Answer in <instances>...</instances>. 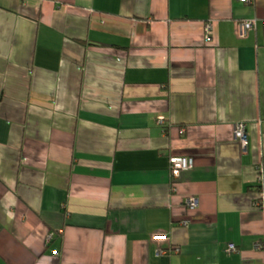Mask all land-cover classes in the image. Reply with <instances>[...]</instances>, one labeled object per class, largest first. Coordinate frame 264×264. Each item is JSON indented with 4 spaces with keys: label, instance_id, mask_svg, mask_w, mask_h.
Returning a JSON list of instances; mask_svg holds the SVG:
<instances>
[{
    "label": "crops",
    "instance_id": "0c3cea01",
    "mask_svg": "<svg viewBox=\"0 0 264 264\" xmlns=\"http://www.w3.org/2000/svg\"><path fill=\"white\" fill-rule=\"evenodd\" d=\"M261 168L264 0H0V264H264Z\"/></svg>",
    "mask_w": 264,
    "mask_h": 264
},
{
    "label": "built area",
    "instance_id": "2783aa9c",
    "mask_svg": "<svg viewBox=\"0 0 264 264\" xmlns=\"http://www.w3.org/2000/svg\"><path fill=\"white\" fill-rule=\"evenodd\" d=\"M242 2L249 3L252 2V0H241ZM257 25L256 19H246L239 22L238 25V35L240 37H245L251 29H253ZM208 32L210 35L213 23L209 22L207 25ZM210 37V36H209ZM208 37V38H209ZM162 122L165 121V117H162ZM235 135L237 140L241 143L244 150L248 149L249 144V136H248V124L245 121H239L236 125ZM193 158L186 155H172L170 157V178H171V185L172 190L177 191V182L178 178L180 176L181 171L185 169H189L193 166ZM260 184L262 186V191L264 192V168H261L260 170ZM186 203L190 209H195L200 205V198L197 195H188L186 199ZM256 205L263 207L264 206V200L260 199L256 201ZM183 225L188 224V220L185 219L182 221ZM165 237V234H156L155 238H162ZM53 239V235L51 234L49 236V242ZM263 244H259L261 247ZM238 247L236 244L231 243L229 245V251H237ZM55 253H58V250L54 251ZM166 251H158V253H165Z\"/></svg>",
    "mask_w": 264,
    "mask_h": 264
},
{
    "label": "trees",
    "instance_id": "16d2710c",
    "mask_svg": "<svg viewBox=\"0 0 264 264\" xmlns=\"http://www.w3.org/2000/svg\"><path fill=\"white\" fill-rule=\"evenodd\" d=\"M166 121V120H165ZM165 121H164V123H165Z\"/></svg>",
    "mask_w": 264,
    "mask_h": 264
}]
</instances>
